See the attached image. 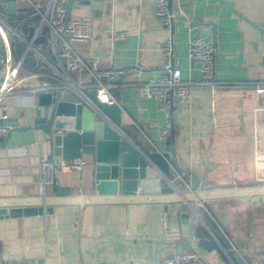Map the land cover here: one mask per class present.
I'll list each match as a JSON object with an SVG mask.
<instances>
[{"label":"crops","instance_id":"0c3cea01","mask_svg":"<svg viewBox=\"0 0 264 264\" xmlns=\"http://www.w3.org/2000/svg\"><path fill=\"white\" fill-rule=\"evenodd\" d=\"M98 1V8L78 2L71 8V16L91 21L90 40L72 46L93 73L118 71L104 82L122 108L120 128L125 136L146 154L170 148L173 182L181 194L198 191L191 188L192 172L208 186L260 184L264 129L262 97L254 84L264 81V0H173L170 10L178 14L174 31L162 25L156 13L158 0ZM0 11L16 24L33 9L28 0H17L16 14ZM25 29L29 31L27 25ZM116 31L126 36L116 38ZM193 35L214 40L218 84L194 86L190 103L166 109L157 96H144L136 84L159 78L171 63L162 50L171 36L174 63L183 79L202 81L189 56ZM8 39L9 34L0 32V50ZM46 42L36 43L50 55ZM16 44L22 50L23 45L11 42L18 57ZM26 64L37 69L38 62L30 55ZM131 67H140L141 75L129 76L125 71ZM71 76L96 83L91 73L72 71ZM84 91L99 103L93 87ZM4 104L0 117H19L22 125L32 124L37 95H12ZM165 126L170 132L162 138ZM46 139L41 128H32L13 132L9 143L0 142V202L55 196L56 186L69 188L74 196L94 194L90 155L81 156L87 162L82 169L58 172L55 183L41 189L40 161L63 158L53 155ZM184 201L173 205L170 218L166 204L160 202L56 204L43 214L0 218V264H149L187 250L200 252L203 264L264 262V197ZM195 227L216 243V250L197 246Z\"/></svg>","mask_w":264,"mask_h":264},{"label":"water","instance_id":"95a60500","mask_svg":"<svg viewBox=\"0 0 264 264\" xmlns=\"http://www.w3.org/2000/svg\"><path fill=\"white\" fill-rule=\"evenodd\" d=\"M76 2L99 7L98 0H69L70 10ZM168 3L172 10L173 0H168ZM0 10L11 15L16 14L17 0H0ZM46 32L47 29L44 33ZM44 40L43 36L37 43ZM16 50L20 56L22 51L20 44H16ZM174 67L172 59L170 68ZM37 102L38 109L32 124L22 125L19 117L6 119L0 117V126L9 127L6 135L0 136V142L9 143L13 132L41 128L47 134L46 142L54 156L63 158L92 156L94 194L74 196L69 188L62 189L56 186L55 196L45 195L37 198L38 200L22 203L12 200L1 201L0 218L51 212V207L56 204H75L84 207L87 204L134 202L166 204L170 218L173 205L185 202L184 200L197 204L200 201L264 197L262 184L253 183L229 188L208 186L198 182L193 172L191 188L198 191L181 194L180 188L173 182L170 148L164 152L156 150L148 154L143 153L121 130L122 108L116 102L113 104L100 102L94 107L81 102L79 97L69 90L62 94L40 93ZM169 142L170 139L167 140V143ZM193 233L199 248L207 251L217 249L216 243L207 238L200 227H195Z\"/></svg>","mask_w":264,"mask_h":264},{"label":"built area","instance_id":"2783aa9c","mask_svg":"<svg viewBox=\"0 0 264 264\" xmlns=\"http://www.w3.org/2000/svg\"><path fill=\"white\" fill-rule=\"evenodd\" d=\"M28 1L33 9L31 15L17 21L16 24H13L0 11V32L3 36L9 34L10 37L4 44V49L0 50V108L5 106V100L12 95L32 94L38 96L40 93L54 92L62 94L66 90L75 93L81 102L95 107L97 103L85 93L86 87L95 89L99 103H115L116 100L111 95L109 85L104 82V78L113 76L118 71L105 69L96 74L93 73L88 61L76 53L72 46L75 41L90 40L91 21L71 16L69 0L67 2L64 0ZM156 13L164 27L169 30L174 27L178 14L170 10L167 0L157 1ZM26 25L29 27V31L25 29ZM45 29H47L46 33H44ZM43 36L52 57L47 55L44 48L36 43ZM125 36L123 31L114 33L116 38ZM14 39L23 45L21 55L18 57L14 56L11 48V42ZM59 42L62 44L61 48H58ZM162 50L169 61L173 59L175 53L173 36L166 40ZM217 53V46L211 37L193 35L189 39V56L192 64L200 70L202 81L184 80L181 69L177 66L171 69V63H168L159 78L136 85L141 88L144 96H157L166 109L177 104H188L192 101L194 86H215L218 84L214 75ZM30 55L36 58L37 69L26 64ZM72 71L91 73L94 75L96 83L90 85L83 78L75 80L71 76ZM125 72L131 77H138L141 75L142 69L131 67ZM33 81H35L34 84L29 85ZM254 87L262 97L260 116L261 126L264 129V81L256 82ZM1 117L7 118V115ZM8 130V126H0V136H4ZM169 132L168 126L163 127L161 137L166 138ZM86 163L82 157L43 158L39 165L41 189L44 190L48 185L54 184L58 172L80 170ZM101 264L110 263L102 262ZM149 264H203V257L197 250L178 251L158 262ZM256 264H264V262H256Z\"/></svg>","mask_w":264,"mask_h":264},{"label":"rangeland","instance_id":"374dc122","mask_svg":"<svg viewBox=\"0 0 264 264\" xmlns=\"http://www.w3.org/2000/svg\"><path fill=\"white\" fill-rule=\"evenodd\" d=\"M256 183H259V182H256ZM260 184L264 185V180H262V181L260 182Z\"/></svg>","mask_w":264,"mask_h":264}]
</instances>
